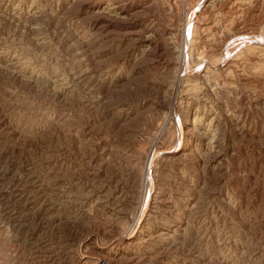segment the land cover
Masks as SVG:
<instances>
[{"label":"rangeland","instance_id":"1","mask_svg":"<svg viewBox=\"0 0 264 264\" xmlns=\"http://www.w3.org/2000/svg\"><path fill=\"white\" fill-rule=\"evenodd\" d=\"M115 1L0 0V264H264V0Z\"/></svg>","mask_w":264,"mask_h":264},{"label":"bare ground","instance_id":"2","mask_svg":"<svg viewBox=\"0 0 264 264\" xmlns=\"http://www.w3.org/2000/svg\"><path fill=\"white\" fill-rule=\"evenodd\" d=\"M201 5H202V3H201ZM126 5H124V3H123V0H116L115 1V3H114V11H115V13H118L119 15H120V13H124V12H126ZM128 11V10H127ZM133 12V10L130 12H128V13H132ZM128 13H127V15H128ZM190 24V23H189ZM146 29H148V28H146ZM152 33L150 32V31H148L147 33H146V37H145V41H144V43H145V45H146V47H149V46H151V42L153 43V40H152ZM186 40L187 39H185V44L184 45H186ZM184 50H185V48H184ZM184 50H182L181 51V54H180V59L182 58V63H183V60H184V54H185V51ZM149 51V50H148ZM155 151V150H154ZM178 151V149H176L175 151H174V153H176ZM154 155V154H153ZM152 155V156H153ZM152 161H153V159L151 158V159H148V161H147V163H146V168H145V173H144V177H143V179H142V188H143V193L141 194V197H140V203H141V205L139 206L140 208H139V210H137V215H138V219H140L141 218V215H142V212H143V210H144V205L145 204H147V201L149 200V197L151 196L150 194H148V190H147V185H148V183H149V175H150V172H151V169H152ZM150 189V188H149ZM140 196V195H139ZM155 200V199H154ZM149 202V201H148ZM146 206V205H145ZM148 207V206H147ZM145 210H146V208H145ZM145 212V211H144ZM147 212V211H146ZM144 216V215H143ZM145 218V217H144ZM135 219H136V217H135ZM137 219V220H138ZM140 221H142V219H140ZM140 221H136L137 223L138 222H140ZM139 224V223H138ZM137 224V225H138ZM135 226V225H134ZM136 228V227H135Z\"/></svg>","mask_w":264,"mask_h":264}]
</instances>
